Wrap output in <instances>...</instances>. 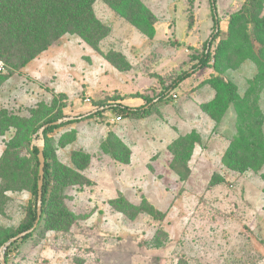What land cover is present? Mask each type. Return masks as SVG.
I'll use <instances>...</instances> for the list:
<instances>
[{"label":"rangeland","instance_id":"374dc122","mask_svg":"<svg viewBox=\"0 0 264 264\" xmlns=\"http://www.w3.org/2000/svg\"><path fill=\"white\" fill-rule=\"evenodd\" d=\"M145 1H153L157 12L169 15L168 5L178 0ZM180 2L185 11L176 12L173 27L178 38H185L187 23L192 28L197 20L198 36L204 38L211 25V19L206 20L208 1ZM216 4L221 36L212 55L219 42L224 45L217 71L212 62L197 82L186 88L178 86L172 91L177 98L170 96L148 118H120L114 110H107L101 117L51 134L55 142L70 134L69 144L56 148L62 165L71 167L70 153L75 150L91 156L90 166L79 172L90 184L66 186L61 181L51 185L57 203L74 218L72 227L65 234L36 235L11 249V264H264V167L258 169L260 165L255 164L238 173L222 164V156L235 138L234 144L242 135L250 143L264 141V0H216ZM95 12L114 29L100 52L76 36H66L50 50L54 62L49 63L51 72L45 79L38 80L23 69L4 83L0 110L6 108L28 118L31 110L45 104L62 109L66 118H85L118 102L153 97L192 70L194 48L174 42L169 34L156 41L134 34L101 1L95 4ZM233 16L239 21L230 33ZM116 49L130 58L129 71H119L104 59L103 55ZM218 76L233 82L241 99L215 121L201 106L210 94L215 95L210 81ZM201 79L204 81L198 84ZM195 83L198 86L191 90ZM101 104L106 107L97 108ZM39 132L33 146L39 144ZM109 132L131 150L129 164L113 161L101 148ZM192 132L200 142L188 163L191 174L181 182L170 168L173 157L168 147ZM14 133L11 130L0 137V157ZM262 146L264 150V143ZM115 150L120 147H113ZM22 153L28 158L26 150ZM179 170L185 174L182 164ZM212 178L218 184L209 187ZM10 185V178H0V241L26 221L32 200L25 181L7 189ZM120 195L135 205L147 200L165 219L146 214L128 219L110 207Z\"/></svg>","mask_w":264,"mask_h":264},{"label":"trees","instance_id":"16d2710c","mask_svg":"<svg viewBox=\"0 0 264 264\" xmlns=\"http://www.w3.org/2000/svg\"><path fill=\"white\" fill-rule=\"evenodd\" d=\"M98 1L103 2L141 35L149 40L154 39V25L157 18L142 0H0V60L3 61L7 69L5 75H0V87L11 76L20 73L32 61L50 50L66 36H76L83 44L96 52H100L101 44L111 35L112 29L97 17L94 6ZM207 1L213 23L212 34L204 43L202 51L192 57V60L197 61V64L192 68L193 73H182L163 91L153 97L142 96L145 100L144 105L131 109L117 103L108 106L106 109V104H101L97 108L104 107L103 111H97L85 118L75 117L58 126L52 124L66 118L65 113L60 108L56 109L45 104H39L36 110L30 111L28 118L18 117L6 109L0 110V137H4L11 130L15 131L10 140L5 143L0 157V178H10L12 185L8 186L7 189H12L13 186L20 185L25 181L32 197L26 221L17 230L4 236L0 241V248L21 233L30 230L36 221L39 162L38 148L32 145V141L35 140L34 136L43 127L48 126L43 133L45 175L41 219L31 234L11 243L6 249L4 253L6 264H11V249L16 248L21 243H27L36 235L44 237L49 232L65 234L72 227L74 218L71 213L60 207L61 203H57L53 197L51 186L53 183L64 181L66 186H88L90 184V180L82 177L79 172L90 166L91 156L82 150H75L70 153L71 167L62 165L56 158V148L58 146L65 148L70 142L68 139L70 134H63V138L58 139L57 142L52 140L51 134L84 120L101 117L107 110H114L120 118L127 117L133 120L148 118L155 108L170 98L172 91L193 74L209 68L212 62L215 64L214 70L217 71L223 56L224 45L219 42L215 54L212 55L213 45L221 36V30L216 0ZM238 21L237 16L231 18L230 33L233 32ZM189 25L191 28V24ZM103 56L109 64L119 71L127 72L131 69V65L120 52L111 50ZM210 85L215 91V96L210 102L204 103L201 108L210 118L220 121L229 108L241 98L237 86L223 77L218 76L211 79ZM236 111L239 122V106ZM255 117H260V114ZM243 123L244 121L240 122L239 125ZM251 129L260 131L257 127H251ZM191 135H195L194 139L190 137ZM197 135L196 132H192L189 135L179 137L168 147L173 157L170 168L181 182H185L191 174L188 163L193 155L195 145L200 142V137ZM233 142L222 156V164L226 168L238 173H245L252 169L255 164L260 165L258 169L261 166L264 167L262 146L264 141L260 140L257 144L250 143V138H245L242 135L236 144ZM115 146L120 147V150L113 151ZM101 148H104L106 154L110 155L113 161L125 165L129 164L131 150L115 133L109 132L107 134ZM25 150L28 152V158L22 153ZM121 155L124 156V159H121ZM180 164H182L185 174L179 170ZM217 184L212 178L209 187H214ZM110 204L114 211L121 213L130 220H136L143 214L153 218L160 216L162 220L165 219V214H160L145 199L140 204L135 205L120 195Z\"/></svg>","mask_w":264,"mask_h":264},{"label":"crops","instance_id":"0c3cea01","mask_svg":"<svg viewBox=\"0 0 264 264\" xmlns=\"http://www.w3.org/2000/svg\"><path fill=\"white\" fill-rule=\"evenodd\" d=\"M142 2L146 5L147 8H149L152 11V13L157 18V22L154 25V28H155V36H154L153 41L158 40L159 38H161V36H165L166 37L169 34L170 35L169 38L173 39L174 42H177V43H180V44H183V45L190 46L191 48H194V50H195V53H194L195 56L202 51V48L204 46V43L208 40V36L210 35V33L212 31V27H213V23H212V19H211V11L207 15V18H206V20L211 19V25L209 26L208 32H207V34H206V36L204 38H200L198 36V33L200 31H199L198 26H197L198 23H199V21L197 20V17H196V20L197 21L194 23V25L192 26L191 29L188 27V23H187L186 37L183 38V36H182V38H178V35H177L176 31L173 29V27H175V23L177 22V20H176V12L180 8L182 9V11H185L184 3L180 2V0H178L176 2H171L168 5V7H167V12H168L169 15H164V14H160L159 12H157L156 4H154L153 1H151L149 3V2H146L145 0H142ZM94 10H95V6H94ZM106 25H108V26L111 27V29H112V33L111 34H113V31H114L113 27L111 25H109V24H106ZM129 26H130L129 30H131L134 34L141 35L130 24H129ZM110 36L108 38H110ZM193 39H195L194 42L191 41ZM200 46H202L201 49H199ZM50 50L44 52L39 58H37L36 60L32 61L26 68H24V71L23 72L24 73L25 72L28 73V71L30 70L29 72L31 73V75H33L34 77H36L38 80H41L42 81L43 79H45L46 78V74L48 72H51L50 71V68H49V63L51 64L52 62H54V59H53L54 57H53L52 53L50 52ZM114 51H117V52L122 53L125 56L126 60L129 62V64L132 66V62H131L130 58L127 56V54L125 52H123L121 49H118V50L116 49ZM46 56H50V57H46ZM196 64H197V61H194L193 60L192 66L194 67V65H196ZM205 69H207V68H205ZM205 69L196 72L188 80H186L185 82H183L179 86H182V87H185L186 88V86H189L190 84H193L192 81L197 82L199 80V77H201V74L204 73ZM188 72L189 73H193L192 70L191 71H188ZM13 77L14 76H11L5 82V84H7L8 82H10V80H12ZM203 81H204V79H201L198 82V84L201 83V82H203ZM5 84H3L2 87H0V90L4 88V85ZM198 84L196 85V83H195L194 87L190 86V89L193 90V88L197 87ZM57 87L58 86H54V89H57ZM54 92L58 93L59 91H54ZM214 96L215 95H213V94H210V97L207 96V97H209V99L207 101H205L204 103H208L211 100H213ZM119 103L120 102H118V104ZM144 104H145V102H144V100L142 98H135V100H130L128 102L124 101V102L121 103V105L127 106V107H129L131 109H136V108H138V107H140V106H142ZM3 109H6V108H3Z\"/></svg>","mask_w":264,"mask_h":264},{"label":"water","instance_id":"95a60500","mask_svg":"<svg viewBox=\"0 0 264 264\" xmlns=\"http://www.w3.org/2000/svg\"><path fill=\"white\" fill-rule=\"evenodd\" d=\"M97 111L93 112L96 113ZM72 119L70 118H64L62 120H59L56 123H53V126H58L61 125L62 123L68 122ZM43 127L40 132H39V144L36 145V147L38 148V162H39V173H38V198H37V208H36V213H37V217H36V221L33 225V227L24 232L21 233L20 235H18L17 237L11 239L5 246L4 248L1 250L0 252V264H6L5 258H4V250L7 249L8 246H10L11 243H14L20 239H23L24 237H26L27 235L31 234L38 226L39 221L41 219V214H42V197H43V183H44V175H45V159H44V138H43V133L44 130L47 128Z\"/></svg>","mask_w":264,"mask_h":264},{"label":"built area","instance_id":"2783aa9c","mask_svg":"<svg viewBox=\"0 0 264 264\" xmlns=\"http://www.w3.org/2000/svg\"><path fill=\"white\" fill-rule=\"evenodd\" d=\"M6 73H7L6 66H5V64L3 63V61L0 60V75H5ZM171 97L174 98V99L177 98V96H176L174 93L171 94ZM117 120L119 121L120 118L118 117Z\"/></svg>","mask_w":264,"mask_h":264}]
</instances>
